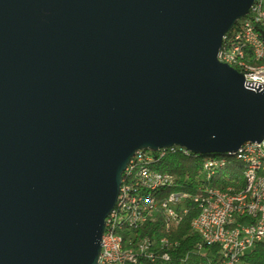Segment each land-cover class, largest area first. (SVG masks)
I'll list each match as a JSON object with an SVG mask.
<instances>
[{
	"label": "water",
	"instance_id": "obj_1",
	"mask_svg": "<svg viewBox=\"0 0 264 264\" xmlns=\"http://www.w3.org/2000/svg\"><path fill=\"white\" fill-rule=\"evenodd\" d=\"M253 2L0 0V264H97L139 149L264 139V91L217 58Z\"/></svg>",
	"mask_w": 264,
	"mask_h": 264
},
{
	"label": "built area",
	"instance_id": "obj_2",
	"mask_svg": "<svg viewBox=\"0 0 264 264\" xmlns=\"http://www.w3.org/2000/svg\"><path fill=\"white\" fill-rule=\"evenodd\" d=\"M245 27H242L240 35H234L233 50L231 58L241 57L243 52V43H254L261 45L262 56L258 61V67L251 68V73H242L245 85L248 88L264 91V3L259 6L257 14H246L244 16ZM247 147L251 150H258V153H264V139L259 142L248 143ZM168 154H174L172 151L163 153H151L149 149H139L133 153L127 162V171L131 173L129 204L126 207V213L121 220H129V227L120 231V235L126 237V244H131V239L135 234H144L142 228L148 220L153 224L156 222L154 215V206L160 202L165 206L167 198H183V200L192 199L200 207L208 205V213L204 220L193 228L194 233L199 237L200 243L196 250H202L203 245L216 246L218 248V261L216 264H246L243 256L259 243V239H264V233L258 231V224H264V177L262 193L259 198H252L248 201H241L237 198L239 189L226 187L222 190H210L207 185H198L203 187V195L190 194L182 190L171 189L169 194L155 195V187L161 184H171L176 181L175 177L168 172L159 170L142 169L144 158L162 159ZM248 162V181L255 170H261L260 167H253ZM208 163H215L210 161ZM208 163H203L205 172ZM246 185H240L245 188ZM170 216L180 217L181 212H187V207H167ZM121 221H111L106 218V225L101 238V248L97 264H120L123 256L138 253V251H147L153 258V264L160 261H169L171 259L170 250L176 245H159L158 236L153 234L149 236L144 234V241L139 250L116 251L114 247L113 229ZM165 234V230H163Z\"/></svg>",
	"mask_w": 264,
	"mask_h": 264
},
{
	"label": "bare ground",
	"instance_id": "obj_3",
	"mask_svg": "<svg viewBox=\"0 0 264 264\" xmlns=\"http://www.w3.org/2000/svg\"><path fill=\"white\" fill-rule=\"evenodd\" d=\"M264 3V0H254L252 3L249 14H257L259 11V6ZM246 16V15H245ZM242 27H245L244 16L237 20V22L232 26V28L223 36L222 45L218 51L217 58L220 62L226 63L229 66L233 67L240 73H251V68L258 67V61L260 56H262V48L261 45H254V43H243V52H241V57L239 58H231L233 50V42L232 39L234 35H240L242 32ZM264 87V80H263ZM248 143H244L236 152L234 153H226L228 156H232L235 160L239 161L243 166V185H246L245 188H236L239 189L237 191V198H241V201H248L252 198H259V194L262 193V185H263V177H264V153H258V150L250 151L247 147ZM167 151H172V153H177L178 151L182 154H191L188 149L182 146L173 145L169 147H162L156 150H151V153H163ZM250 158V164L253 167H260L261 170H255L252 172L251 177L248 181V162ZM160 159L153 158H144L142 161V169L147 170H158L156 169V165ZM213 161L215 163H208ZM224 162V160H223ZM204 163H208L206 166L205 172L207 173V177L210 175L211 170L219 164L216 159L206 160ZM127 171V164L124 170L121 173V182L119 186V192L117 195L116 203L113 209L110 211L106 218L111 217V221H121V223L116 224V229H113V236H117L114 239V247L116 251H132L139 250L140 246L144 241V234H135L131 239V244H126V237L124 235H120V231H124L129 227V220H121V217L126 213V207L129 204V196H130V188H128L131 182V173H125ZM177 186L176 181L171 182V184H161L158 187H155V195L169 194L171 189L178 190L175 188ZM230 187V186H227ZM210 190H222L226 189L219 187H209ZM183 191V190H182ZM197 195H203V190L200 191ZM167 207H186L184 204L183 198H167L165 199V206L160 204V208L162 210V227L165 230V234L158 236L159 245H175V243L171 242L168 238V234H170L172 228L179 224L182 220L184 214L186 212H181L180 217L178 219L175 216H170ZM155 209V206H154ZM208 213V205H201L198 207V213L191 221V228L197 226L200 220H204L205 216ZM106 225V219H105ZM258 231L260 233H264V224H258ZM259 242H264V239H259ZM120 264H153V258L147 251H138V253H133L130 255L123 256L120 259Z\"/></svg>",
	"mask_w": 264,
	"mask_h": 264
},
{
	"label": "trees",
	"instance_id": "obj_4",
	"mask_svg": "<svg viewBox=\"0 0 264 264\" xmlns=\"http://www.w3.org/2000/svg\"><path fill=\"white\" fill-rule=\"evenodd\" d=\"M209 159H216L219 164L211 170L207 177L209 172L203 171V163ZM155 167L161 172L171 173L177 183L175 188L190 194L196 193L197 195L202 191L203 187H198L200 184L219 188L230 186L232 189H236L244 183V166L226 153L203 155L191 153L186 155L178 151L160 159ZM184 204L187 207V212L179 224L175 225L168 234L169 240L176 245L170 250L171 259L156 264H216L219 259L216 246L203 245L202 250H196L200 239L192 230L191 221L198 213V206L192 199L184 200ZM154 215L156 222L153 224L151 220H148L142 228V232L149 236L164 234L160 202L155 204ZM242 258L246 264H264V242L257 243Z\"/></svg>",
	"mask_w": 264,
	"mask_h": 264
}]
</instances>
